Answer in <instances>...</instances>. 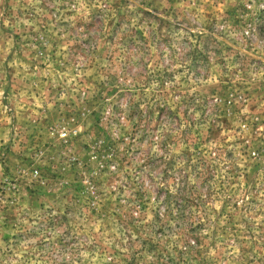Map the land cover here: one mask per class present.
Here are the masks:
<instances>
[{
	"label": "rangeland",
	"instance_id": "1",
	"mask_svg": "<svg viewBox=\"0 0 264 264\" xmlns=\"http://www.w3.org/2000/svg\"><path fill=\"white\" fill-rule=\"evenodd\" d=\"M0 264H264V0H0Z\"/></svg>",
	"mask_w": 264,
	"mask_h": 264
}]
</instances>
